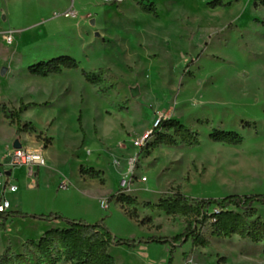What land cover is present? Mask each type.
<instances>
[{"label": "rangeland", "instance_id": "obj_1", "mask_svg": "<svg viewBox=\"0 0 264 264\" xmlns=\"http://www.w3.org/2000/svg\"><path fill=\"white\" fill-rule=\"evenodd\" d=\"M259 1L212 7V0H0V173L7 170L5 151L10 154L16 142L43 153L48 164L40 172L8 169L19 186L8 194L13 212L103 222L117 239L174 242L193 219L146 204L177 194L264 195ZM140 3L153 4L157 16ZM61 56L74 58L78 69L47 78L29 74L30 66ZM83 72L97 77V85ZM29 104L37 107L18 114ZM161 120L192 130L199 146L177 138V146H167L153 135L143 141ZM215 132L238 133L243 144L215 143ZM133 160L134 182L122 191ZM123 196L136 204L118 202ZM255 208L249 221H264V207ZM1 222L0 255L6 249L20 254L46 231L68 227L19 217ZM202 234L209 247L176 243L172 256L169 243L112 246L109 253L118 264H169L171 258L172 264H264V243L211 238L208 227Z\"/></svg>", "mask_w": 264, "mask_h": 264}, {"label": "trees", "instance_id": "obj_2", "mask_svg": "<svg viewBox=\"0 0 264 264\" xmlns=\"http://www.w3.org/2000/svg\"><path fill=\"white\" fill-rule=\"evenodd\" d=\"M223 1L225 0H212L210 5L219 7L223 5ZM140 6L145 13L157 16L153 4L140 3ZM259 6L264 9V0L259 1ZM77 69L78 63L74 58L61 56L32 65L28 68V72L35 77L47 78L51 75H61L65 70ZM83 77L92 85L98 83L97 77L89 73L83 72ZM32 107H37V105L23 106L18 114ZM169 131L172 134H168ZM152 135L157 136V140L167 146H177L179 142L188 147H196L200 144L198 135L176 120H161L150 134V136ZM210 139L215 143L231 146L243 144V137L235 132H215L210 135ZM81 171L83 175L85 172L90 173L91 179L98 178V174H95L93 169H82ZM114 199L115 197H111L109 203ZM118 202L133 206L136 204V200L129 196L119 198ZM255 206L264 207V195H230L223 199H192L177 194L163 197L156 205L146 204L145 207L150 210L158 209L169 215L181 214L193 219V221L188 222L185 232L176 237L174 242L157 238H151L145 242L117 239L108 232L103 222L90 225L86 221L69 220L54 213L28 216L18 212H10L2 216L4 221L13 217L30 218L36 221L65 222L68 227L46 231L38 242H27L20 254H15L6 249L0 255V264H118L109 253L112 246L136 248L139 245L149 243L171 244L170 254L172 256L176 243L190 241L193 247H209L210 240L202 234L204 227H208L211 238L228 239L238 236L242 240H248L255 244L264 243V221L261 218L249 221L255 215ZM128 217L136 218L135 212L128 213ZM169 264H172V258Z\"/></svg>", "mask_w": 264, "mask_h": 264}, {"label": "built area", "instance_id": "obj_3", "mask_svg": "<svg viewBox=\"0 0 264 264\" xmlns=\"http://www.w3.org/2000/svg\"><path fill=\"white\" fill-rule=\"evenodd\" d=\"M7 42L9 44L13 43V37L8 36ZM150 136L146 135L143 138V141H146V139ZM142 141V142H143ZM134 163L135 160H133L130 164L129 173L131 175V179L123 178L120 182L119 189L122 191H128L130 190V187L132 186L134 179ZM47 161L44 157V154L39 151H32L29 149H26L24 147H21L20 149H12V152L9 154L8 157V164L5 166L7 170H4L0 173V221L3 220L4 215L12 212V203L8 199V194H15L18 191V186L15 185L10 181L11 171L8 169H16L19 167H24L29 170H39L42 168L47 167ZM4 167V168H5ZM143 182H146L147 179L143 178Z\"/></svg>", "mask_w": 264, "mask_h": 264}, {"label": "water", "instance_id": "obj_4", "mask_svg": "<svg viewBox=\"0 0 264 264\" xmlns=\"http://www.w3.org/2000/svg\"><path fill=\"white\" fill-rule=\"evenodd\" d=\"M6 72H7V69L6 68H4L3 70H2V75L4 76L5 74H6ZM139 95V91H138V89H132V96L133 97H137ZM22 146L20 145V143L19 142H16L15 144H14V146H13V148H15V149H20Z\"/></svg>", "mask_w": 264, "mask_h": 264}, {"label": "crops", "instance_id": "obj_5", "mask_svg": "<svg viewBox=\"0 0 264 264\" xmlns=\"http://www.w3.org/2000/svg\"><path fill=\"white\" fill-rule=\"evenodd\" d=\"M12 152V150L10 151V153ZM5 155H7V156H9V154L5 151V153H4ZM4 163V162H3ZM1 168V167H0ZM43 169V168H42ZM28 170V172L30 171L29 169H27ZM40 170L41 169H39V170H34V172H40ZM11 178H12V175L10 176V181H11ZM12 182V181H11ZM12 183H14V182H12ZM15 184V183H14ZM15 185H17V184H15ZM18 186V185H17ZM19 192V186H18V191H17V193ZM16 194V193H15ZM11 195H13V194H11ZM7 197H8V195H7ZM9 199V198H8ZM12 203V202H11ZM12 208H13V210H12V212L14 211V205H13V203H12ZM3 221V220H2ZM51 222H53V221H49V223H51ZM2 222L0 221V224H1ZM139 246H143V245H139Z\"/></svg>", "mask_w": 264, "mask_h": 264}]
</instances>
